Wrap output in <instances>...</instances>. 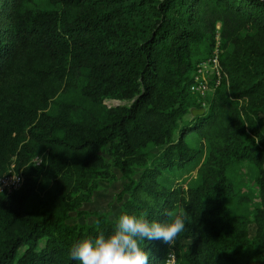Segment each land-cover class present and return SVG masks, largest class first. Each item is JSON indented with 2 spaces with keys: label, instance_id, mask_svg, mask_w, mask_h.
Instances as JSON below:
<instances>
[{
  "label": "trees",
  "instance_id": "trees-1",
  "mask_svg": "<svg viewBox=\"0 0 264 264\" xmlns=\"http://www.w3.org/2000/svg\"><path fill=\"white\" fill-rule=\"evenodd\" d=\"M27 1L0 0V175L23 176L0 192V264H80L71 248L120 214L165 223L177 206L186 227L173 245L146 239L149 264L170 251L176 264H264V0ZM216 24L224 75L202 108L189 84ZM190 135L209 148L199 182H161L196 160ZM106 148L127 179L121 208L72 223L76 192L111 176ZM242 162L258 172L252 216L230 208Z\"/></svg>",
  "mask_w": 264,
  "mask_h": 264
},
{
  "label": "rangeland",
  "instance_id": "rangeland-1",
  "mask_svg": "<svg viewBox=\"0 0 264 264\" xmlns=\"http://www.w3.org/2000/svg\"><path fill=\"white\" fill-rule=\"evenodd\" d=\"M45 1L46 0H28L27 5L30 7H36L37 4L42 6ZM215 26L217 29L220 28L221 24H216ZM245 34L247 33H241L240 37H245ZM114 101L123 102L122 100H115L112 98H107L103 102L109 107V105L114 104ZM189 118V113L184 116V120ZM187 141L195 148H200L196 160L182 170L173 169L164 172L159 177L161 182L165 184L179 183L185 189L199 182L196 168L207 155L209 148L205 142L200 145V140L193 135L188 136ZM102 153L106 162L109 163L111 176L95 178L91 186L82 188L76 192L73 198L76 203V208L70 213L69 217V221L72 223L88 226L94 222L97 215H101L106 219H112L121 208V202L118 201L117 195L122 190L127 179L123 177L120 171L113 165L109 150L106 148ZM139 171L140 168L136 167L134 174L135 178ZM257 173L256 168L248 162H242L236 168L233 179L237 198L230 202V208L233 213H243L249 216L254 215L255 208L259 205V189L255 183ZM181 209L180 206H177L173 212H179ZM249 232L251 235L254 233V225H250ZM174 264H176V257Z\"/></svg>",
  "mask_w": 264,
  "mask_h": 264
},
{
  "label": "clouds",
  "instance_id": "clouds-1",
  "mask_svg": "<svg viewBox=\"0 0 264 264\" xmlns=\"http://www.w3.org/2000/svg\"><path fill=\"white\" fill-rule=\"evenodd\" d=\"M166 215L171 222L149 221L147 213L140 216L122 213L115 218L109 234L101 231L94 239L84 238L71 248L69 254L80 264H149L150 253L144 250V241L161 240L173 245L186 227L188 214L185 209ZM163 264H174V252H169Z\"/></svg>",
  "mask_w": 264,
  "mask_h": 264
},
{
  "label": "built area",
  "instance_id": "built-area-1",
  "mask_svg": "<svg viewBox=\"0 0 264 264\" xmlns=\"http://www.w3.org/2000/svg\"><path fill=\"white\" fill-rule=\"evenodd\" d=\"M220 52V36L219 28H217L215 42L210 55L196 65L189 84V91L195 95L197 102L202 108H206L207 106L205 97L214 92L216 86L220 84L222 76L224 75L220 65ZM32 161L35 164H38L40 162V157L36 156ZM22 182V174L14 171L11 166L7 172L0 175V192L10 194L18 190L21 187Z\"/></svg>",
  "mask_w": 264,
  "mask_h": 264
},
{
  "label": "water",
  "instance_id": "water-1",
  "mask_svg": "<svg viewBox=\"0 0 264 264\" xmlns=\"http://www.w3.org/2000/svg\"><path fill=\"white\" fill-rule=\"evenodd\" d=\"M114 104L113 105H119L121 102H119V101H114L113 102ZM203 110L202 109H193L192 110V113L194 114V113H201Z\"/></svg>",
  "mask_w": 264,
  "mask_h": 264
}]
</instances>
